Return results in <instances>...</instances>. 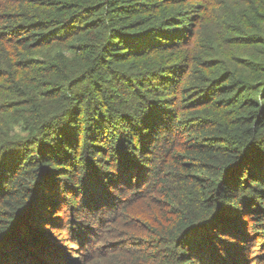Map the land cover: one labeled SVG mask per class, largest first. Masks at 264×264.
I'll list each match as a JSON object with an SVG mask.
<instances>
[{
	"label": "trees",
	"instance_id": "obj_1",
	"mask_svg": "<svg viewBox=\"0 0 264 264\" xmlns=\"http://www.w3.org/2000/svg\"><path fill=\"white\" fill-rule=\"evenodd\" d=\"M186 1L0 0V264L264 262V0Z\"/></svg>",
	"mask_w": 264,
	"mask_h": 264
},
{
	"label": "rangeland",
	"instance_id": "obj_2",
	"mask_svg": "<svg viewBox=\"0 0 264 264\" xmlns=\"http://www.w3.org/2000/svg\"><path fill=\"white\" fill-rule=\"evenodd\" d=\"M136 1V0H135ZM146 2L145 5H141L140 10L145 11L146 15L152 18L155 24L159 23L161 19L169 18L172 21L174 18L171 17L177 11V8L180 7V3L177 0H141ZM199 0H188L184 4H182V8L189 7L194 9L192 4L197 3ZM206 3V2H203ZM135 14L136 13V4L134 6ZM198 9V8H197ZM188 10H183L182 15H178L176 18L175 26L180 29L181 34L183 35V40L187 39L191 35L192 28L197 29L193 38L187 40V42L183 44L185 45L183 48L179 50H174L172 54H170L171 50L166 51L170 55L178 54V58L181 56L189 55L191 52L201 48L199 44L210 45L214 44L213 34L216 35L220 33V35L227 33L224 32L223 27L227 24V18L223 14L222 9H216L211 12H206L204 10H191L187 13ZM187 13V14H186ZM192 13V14H191ZM195 13V14H194ZM186 17V15H189ZM139 23V22H138ZM190 26V27H189ZM193 26V27H192ZM190 32V34H189ZM174 42H182L180 39H173ZM189 43V44H188ZM177 59V58H176ZM57 232V231H56ZM261 248H257L252 252V257L250 259H246L244 256L239 257L238 261L235 264H264V262L259 261V253ZM254 260V261H252Z\"/></svg>",
	"mask_w": 264,
	"mask_h": 264
}]
</instances>
